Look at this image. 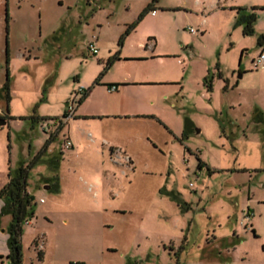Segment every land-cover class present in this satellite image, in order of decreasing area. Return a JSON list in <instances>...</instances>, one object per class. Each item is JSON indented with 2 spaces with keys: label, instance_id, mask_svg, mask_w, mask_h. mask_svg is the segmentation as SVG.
Instances as JSON below:
<instances>
[{
  "label": "rangeland",
  "instance_id": "rangeland-1",
  "mask_svg": "<svg viewBox=\"0 0 264 264\" xmlns=\"http://www.w3.org/2000/svg\"><path fill=\"white\" fill-rule=\"evenodd\" d=\"M150 1L0 0V88L6 72L9 81V98L0 97L8 115L0 125V188L8 170L55 133L27 177L34 205L22 227L23 264H264V67L252 64L264 50L256 42L264 0H157L154 15L144 11ZM237 7L255 15L252 33H242ZM140 53L149 59L123 60ZM115 55L121 60L105 67ZM146 72L169 80L150 88L176 137L157 122L147 134L103 135L78 119L96 105L91 97L76 103L80 86ZM71 101L72 116L58 131L51 118L31 119L61 117ZM186 121L195 124L183 135ZM67 139L74 149L63 146ZM107 143L121 152L111 154ZM52 155L55 190L47 187ZM8 221L0 214V264Z\"/></svg>",
  "mask_w": 264,
  "mask_h": 264
},
{
  "label": "crops",
  "instance_id": "crops-1",
  "mask_svg": "<svg viewBox=\"0 0 264 264\" xmlns=\"http://www.w3.org/2000/svg\"><path fill=\"white\" fill-rule=\"evenodd\" d=\"M154 14L155 11L152 15ZM203 23L204 19L201 20V24ZM200 33H202V31ZM132 56L137 57L123 58V60L149 59L141 53ZM115 60L118 61L121 60V58ZM98 61L100 62V60ZM164 81L169 82V80L158 79L148 72L130 76L124 74L118 78L104 79V81H89L88 84H90L86 88L87 93L82 100L91 97L96 104L95 109L92 111H80L78 119L82 121H93L92 127H100L102 130L100 134L103 135L106 130L116 131L118 129L120 130V128H126L128 132L141 130L147 134L146 128L157 122L159 125H162L169 136L176 137L178 131L173 129L167 120L163 118L161 112L157 111L154 107L155 105L152 97L153 89L150 88V86ZM111 84L116 85V89L108 91L107 88ZM166 99L167 95H165L164 100H162L161 97L162 101ZM82 100L80 102H82ZM68 119L64 123H67ZM191 124L193 125L195 123L191 122ZM88 136L90 137L89 133ZM74 137L79 144L82 138L85 139V135L83 136L81 134L75 135ZM70 142L71 146L69 148L72 149L74 143L71 140ZM103 142L105 141L103 140ZM112 144L113 143H107L106 145H108L111 154L118 155V153L121 152L120 148ZM75 151L73 150L70 153H74ZM122 153H124V151H122ZM130 156L131 155L125 154L123 157H125L124 161L132 166V159ZM27 192L29 193L28 190ZM249 215L251 214L249 213ZM28 223H31V219Z\"/></svg>",
  "mask_w": 264,
  "mask_h": 264
},
{
  "label": "trees",
  "instance_id": "trees-1",
  "mask_svg": "<svg viewBox=\"0 0 264 264\" xmlns=\"http://www.w3.org/2000/svg\"><path fill=\"white\" fill-rule=\"evenodd\" d=\"M157 0H151L150 3L144 8V11L153 10V3ZM238 16V23L242 25V33L243 34H250L252 33V23L254 21L255 15L253 13L244 12L240 7L236 8ZM7 20V14L5 12V21ZM135 22L128 25V28L133 27ZM126 30V31H127ZM256 42L258 45L264 43V36L260 35L257 37ZM5 49V62H7V53ZM118 56H108L105 59V67H108L111 62L117 59ZM95 82L98 81V78L94 80ZM204 82L207 86V89H211V80L210 76L207 75L204 78ZM8 89H9V81L7 72L5 73V80L0 88V97L4 96L6 99L9 98L8 96ZM87 90L82 92V96L77 101V104L85 97ZM7 110V109H6ZM7 111L1 115V118H7ZM253 119L254 121H262V113L259 111L253 112ZM51 118L54 121V125L56 124L57 128L56 131L62 127L64 122L61 121L60 117L57 116H50V117H39L36 115H32L31 119L36 121L38 119H45ZM190 121L185 122V126L182 130V134L184 135L187 130L189 129ZM55 134V133H54ZM54 134L50 135V138L46 141L45 145L42 147L40 151L36 153V155L27 163L20 162L18 165L12 169L8 170L7 172V181L6 183L0 188V199H2L3 203L0 208V214L6 213L9 215V221L6 226V231L8 234L7 237V253L6 257V264H23L22 263V249H21V234H22V227L26 220H30L33 216V205L34 200L30 193L27 192V177L30 168L37 162L39 157L45 151L47 147V143L53 139ZM48 165L52 168L53 174L47 178L50 182L48 183L47 187H51L53 190L57 189L58 186V177L55 173V170L58 167V159L55 155L50 156L47 159ZM159 193L161 194H168L171 196V199L180 202V197L173 193L172 191H167L166 189L159 188ZM184 204V203H183ZM36 256L38 259L42 258V251L41 249L36 250Z\"/></svg>",
  "mask_w": 264,
  "mask_h": 264
},
{
  "label": "built area",
  "instance_id": "built-area-1",
  "mask_svg": "<svg viewBox=\"0 0 264 264\" xmlns=\"http://www.w3.org/2000/svg\"><path fill=\"white\" fill-rule=\"evenodd\" d=\"M151 13L153 14L154 13V10H151ZM188 30L190 32H196V30H194L191 27H189ZM88 48H89V50L92 53H96V51H97L96 47L92 43H88ZM252 64H253V67H258V66L259 67H264V51L263 50L260 51V53L257 55V57L252 60ZM107 89H108V91L115 90L116 89V85L111 84V85L108 86ZM78 90L80 92H83L84 91V89H83L82 86H80L78 88ZM73 111H74V101H71V103L70 104H67L65 110L63 111V113H62V115L60 117L61 121L62 122H65L69 117L72 116ZM41 128H42L43 131H49V124H47V123L46 124H42L41 125ZM63 146L65 148H69L71 146L70 140L69 139L64 140L63 141ZM249 216H250L249 215V212H246L245 215H244V218H248ZM29 221L30 220L28 219L25 222L28 223ZM41 244H42V239L39 242H37V246L39 247V249H40V245Z\"/></svg>",
  "mask_w": 264,
  "mask_h": 264
},
{
  "label": "water",
  "instance_id": "water-1",
  "mask_svg": "<svg viewBox=\"0 0 264 264\" xmlns=\"http://www.w3.org/2000/svg\"><path fill=\"white\" fill-rule=\"evenodd\" d=\"M238 76H240V74H238ZM5 112L4 111H0V114L3 115ZM5 123V119L0 117V125Z\"/></svg>",
  "mask_w": 264,
  "mask_h": 264
}]
</instances>
